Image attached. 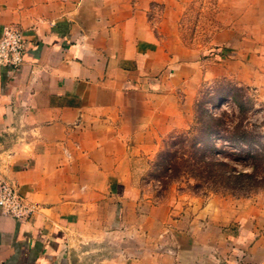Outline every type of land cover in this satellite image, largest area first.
<instances>
[{
  "label": "crops",
  "instance_id": "obj_1",
  "mask_svg": "<svg viewBox=\"0 0 264 264\" xmlns=\"http://www.w3.org/2000/svg\"><path fill=\"white\" fill-rule=\"evenodd\" d=\"M175 2L0 0V35L18 26L30 46L23 66H0V179L39 206L0 214V264L133 262L123 185L146 150L140 111L176 70L151 26Z\"/></svg>",
  "mask_w": 264,
  "mask_h": 264
},
{
  "label": "rangeland",
  "instance_id": "obj_2",
  "mask_svg": "<svg viewBox=\"0 0 264 264\" xmlns=\"http://www.w3.org/2000/svg\"><path fill=\"white\" fill-rule=\"evenodd\" d=\"M154 10L151 26L176 70L164 71L161 93L140 111L146 150L130 153L126 222L140 225L131 264H264V0ZM196 153L252 177L231 183L219 167L223 180L208 184L201 167L192 170ZM176 154L184 160L167 174Z\"/></svg>",
  "mask_w": 264,
  "mask_h": 264
},
{
  "label": "built area",
  "instance_id": "obj_3",
  "mask_svg": "<svg viewBox=\"0 0 264 264\" xmlns=\"http://www.w3.org/2000/svg\"><path fill=\"white\" fill-rule=\"evenodd\" d=\"M29 42L25 31L15 25L5 26L0 35V66L18 69L26 62ZM38 204L29 201L10 181L0 179V214L19 222L30 220Z\"/></svg>",
  "mask_w": 264,
  "mask_h": 264
},
{
  "label": "trees",
  "instance_id": "obj_4",
  "mask_svg": "<svg viewBox=\"0 0 264 264\" xmlns=\"http://www.w3.org/2000/svg\"><path fill=\"white\" fill-rule=\"evenodd\" d=\"M214 120V119H213ZM198 143L195 142L194 146H196V148L199 150H202L201 147H197ZM199 146V145H198ZM210 150H213L215 151L216 150V147H215V144L214 143H207L206 145ZM199 158V159H198ZM197 158V153H196V161H193L195 159H192L191 158V161L194 163V165L196 166H193L195 167V169H192L193 167H188V165H186L187 167L185 168H189L187 170H196L197 167H201L202 168V176L201 178H203L202 181H207L208 184H215L217 186H219V183L223 180L221 178V181H220V178H217V176H215V173H214V170L219 167H222V172H223V177L226 178V180L229 182L231 181V183H239L242 181V179H245V177L247 178H251L252 177V174L250 173H241V172H237L235 170V168H230V169H226L223 171V169H225V167H228L229 165L224 162V161H221L219 158H211V157H208L205 153L202 157H199L198 156ZM198 159V160H197ZM180 160H184V156H180V155H175L174 158L171 160V162L165 167V170H166V173L168 174L169 171L175 167L176 169V164L179 163ZM199 161V162H198ZM173 167V168H172ZM176 173H173L172 176H177V174L181 173L182 170L181 169H178L175 171ZM186 172V171H185ZM192 172V171H191ZM193 174V176L195 177V179H199L200 180V177L199 176H195L194 173H191ZM225 183V182H224Z\"/></svg>",
  "mask_w": 264,
  "mask_h": 264
}]
</instances>
